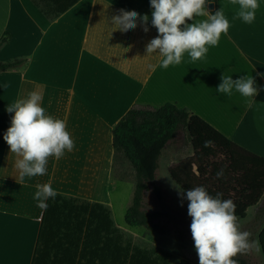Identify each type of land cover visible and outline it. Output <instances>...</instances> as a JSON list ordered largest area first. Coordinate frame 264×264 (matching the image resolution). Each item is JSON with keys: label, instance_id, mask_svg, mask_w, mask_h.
Here are the masks:
<instances>
[{"label": "crops", "instance_id": "1", "mask_svg": "<svg viewBox=\"0 0 264 264\" xmlns=\"http://www.w3.org/2000/svg\"><path fill=\"white\" fill-rule=\"evenodd\" d=\"M207 2L213 14L223 8L230 25L227 34H221L203 59L193 62L185 53L179 65L163 69L159 55L145 53L157 35L150 24L149 0H77L54 19L46 18L31 0H0V37L9 34L0 60L30 58L22 70L0 72V264H30L43 212L33 199L36 185L49 183L53 167L70 169L75 154L91 152L95 139L108 137L111 147L113 126L133 105L174 103L264 156V91L253 98L235 89L231 95L216 91L222 75L233 80L252 76L257 88H264V0H258L251 24L233 19L239 6L229 0ZM119 9L148 15L149 31L139 22L134 30L115 31L109 20ZM150 65H157L155 71ZM32 91L42 93L47 115L66 122L75 148L59 160L50 157L45 175L21 183L16 157L3 140L12 115L6 108Z\"/></svg>", "mask_w": 264, "mask_h": 264}, {"label": "trees", "instance_id": "2", "mask_svg": "<svg viewBox=\"0 0 264 264\" xmlns=\"http://www.w3.org/2000/svg\"><path fill=\"white\" fill-rule=\"evenodd\" d=\"M48 19H54L77 0H31ZM9 39L0 37V48ZM29 56L0 60V72L22 70ZM184 130L192 153L168 168L174 183L185 192L203 186L209 195L222 193L231 199L235 215L246 216L264 193V156L230 140L198 115L174 103L136 104L112 128V148L132 165L136 181L130 205L124 214L127 226H143L163 234L170 231L157 220L159 210L142 208L143 194L151 188L157 199L161 188L154 182L163 148L179 130ZM206 141L212 144L205 146ZM56 170V169H55ZM219 174V175H218ZM42 212L30 264H170V254L132 244L115 225L107 204L57 192ZM264 256V224L258 234ZM238 264H247L234 257ZM177 264H194L180 259Z\"/></svg>", "mask_w": 264, "mask_h": 264}, {"label": "clouds", "instance_id": "3", "mask_svg": "<svg viewBox=\"0 0 264 264\" xmlns=\"http://www.w3.org/2000/svg\"><path fill=\"white\" fill-rule=\"evenodd\" d=\"M207 3V0H149L150 24L157 35L146 44L145 53L159 55L160 68L179 65L185 53L193 62L203 59L209 47L218 45L221 34H227L230 25L223 8L213 14L206 9ZM229 3L239 6L233 19L253 23L259 8L258 0H229ZM202 16L207 19L194 22L196 17ZM109 22L115 25V31L134 30L138 22L145 33L149 31V16L134 10L119 9ZM149 67L155 71L157 65ZM220 79L216 88L220 94L231 95L235 89L241 96L253 98L264 91V88H257L252 76L242 75L233 80L231 76L222 75ZM42 98L41 92L32 91L6 108L12 115L3 140L9 153L16 157L14 167L21 183L26 177L45 175L50 157L59 160L65 151L71 152L75 148L66 122L47 115L41 107ZM211 144V141L205 142L206 147ZM36 189L33 199L38 202L39 209L46 211L47 201L54 200L57 192L50 183H38ZM176 189L181 206L185 199L188 201L189 228L199 264H238L234 259L237 255L247 254L252 249L261 250L259 241L250 239L251 233L240 230L236 206L231 199H221L222 193L213 197L203 186L186 192L182 187Z\"/></svg>", "mask_w": 264, "mask_h": 264}, {"label": "rangeland", "instance_id": "4", "mask_svg": "<svg viewBox=\"0 0 264 264\" xmlns=\"http://www.w3.org/2000/svg\"><path fill=\"white\" fill-rule=\"evenodd\" d=\"M191 153V144L184 130L180 129L163 148L158 159L154 182L160 186L162 198L157 199L151 188L143 194L142 208L159 210L161 216L157 221L170 234L150 231L143 226L130 227L124 223V214L131 203L136 175L130 162L122 154L114 153L108 137L95 139L91 152L78 151L70 169L51 168L49 183L65 192L107 204L115 225L132 244L168 252L170 264H177L180 259L199 264L189 228L191 218L187 214L188 201L185 199L181 206L176 189L179 186L168 173L170 166ZM237 222L241 231L251 233L252 241H258L259 231L264 224V193L255 205L248 208L246 216L238 218ZM237 256L244 258L247 264H264L261 250L256 252L252 249L247 254Z\"/></svg>", "mask_w": 264, "mask_h": 264}, {"label": "water", "instance_id": "5", "mask_svg": "<svg viewBox=\"0 0 264 264\" xmlns=\"http://www.w3.org/2000/svg\"><path fill=\"white\" fill-rule=\"evenodd\" d=\"M210 8L212 7V3H209V5H208Z\"/></svg>", "mask_w": 264, "mask_h": 264}]
</instances>
